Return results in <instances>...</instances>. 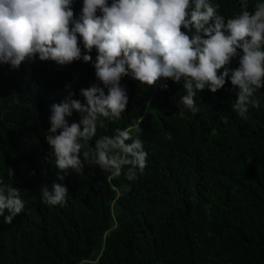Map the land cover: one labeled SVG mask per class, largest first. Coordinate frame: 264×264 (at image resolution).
I'll list each match as a JSON object with an SVG mask.
<instances>
[{
    "label": "trees",
    "instance_id": "1",
    "mask_svg": "<svg viewBox=\"0 0 264 264\" xmlns=\"http://www.w3.org/2000/svg\"><path fill=\"white\" fill-rule=\"evenodd\" d=\"M213 3L233 15L234 0ZM81 7L74 0L76 18ZM80 47L83 56L82 38ZM90 54L94 62L96 49ZM93 83L95 69L82 58L61 66L37 55L19 70L0 64V178L27 201L11 224L0 216V264H264V88L255 93L261 107L241 118L226 78L216 93L198 92L199 112L182 119L181 83L123 77L126 112L97 137L143 117L132 130L148 152L143 174L129 181L86 166L56 181L68 189L67 202L49 206L41 187L51 189L58 171L45 139L51 105L64 99L66 84L83 103L80 89ZM66 119L78 123L80 114Z\"/></svg>",
    "mask_w": 264,
    "mask_h": 264
},
{
    "label": "clouds",
    "instance_id": "2",
    "mask_svg": "<svg viewBox=\"0 0 264 264\" xmlns=\"http://www.w3.org/2000/svg\"><path fill=\"white\" fill-rule=\"evenodd\" d=\"M234 5L233 15L226 17L213 0H82L76 18L74 0H0V64L19 70L38 55L40 61L61 66L82 58L95 69L97 83L80 89L83 103L66 84L64 99L51 105L45 139L58 171L51 189L41 187L43 203L65 205L69 191L56 181L70 173L81 175L86 166H98L113 177L123 172L129 181L143 174L148 152L132 131L140 128L143 117L97 137L106 121H119L126 112L129 95L123 77L147 86L161 78L181 83L185 94L178 105L187 110L180 111L182 119L199 112L198 92L214 94L224 88L226 78L236 96L232 111L239 117L261 107L255 93L264 88V0H234L227 11ZM236 57L239 67L233 69ZM73 111L80 120L69 124L66 117ZM222 119L227 123V117ZM7 176L14 178L10 167ZM26 203L21 190L0 178L4 223L11 224Z\"/></svg>",
    "mask_w": 264,
    "mask_h": 264
}]
</instances>
